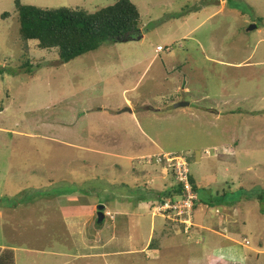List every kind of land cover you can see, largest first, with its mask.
Here are the masks:
<instances>
[{"label":"rangeland","instance_id":"rangeland-1","mask_svg":"<svg viewBox=\"0 0 264 264\" xmlns=\"http://www.w3.org/2000/svg\"><path fill=\"white\" fill-rule=\"evenodd\" d=\"M14 1L0 0V247L12 263L264 264V0H129L138 35L67 64L21 43ZM18 1L93 13L117 0ZM175 154L198 193L168 219L152 208ZM221 195L232 210L208 204ZM77 217L80 232L65 222ZM80 237H109L89 249L104 257L84 259Z\"/></svg>","mask_w":264,"mask_h":264},{"label":"trees","instance_id":"trees-1","mask_svg":"<svg viewBox=\"0 0 264 264\" xmlns=\"http://www.w3.org/2000/svg\"><path fill=\"white\" fill-rule=\"evenodd\" d=\"M14 8L21 43L25 45L27 42H35L39 50L54 51L60 64H67L94 52L105 43L126 42L138 35L139 13L129 0H117L113 5L93 13L70 8L42 9L21 5L18 0L14 1ZM7 17V13L1 15L2 20ZM169 176L171 186L155 194L158 203L166 199L175 202L181 196L182 187L175 181L172 171ZM188 181L197 195L198 188L190 173ZM256 199L264 203L263 195H258ZM208 204H224L229 209L232 206L225 195L211 199ZM0 250V264H13L12 250L8 247Z\"/></svg>","mask_w":264,"mask_h":264},{"label":"built area","instance_id":"built-area-1","mask_svg":"<svg viewBox=\"0 0 264 264\" xmlns=\"http://www.w3.org/2000/svg\"><path fill=\"white\" fill-rule=\"evenodd\" d=\"M161 47H158V51H161ZM175 158L169 159L170 161L167 163L168 170L172 171L175 177V181L181 185L182 193L181 196L175 202H172L170 199H167L154 208L156 212L160 211L164 215H168V219L172 217H181V212L192 211L193 204L197 199L196 193L192 191L191 185L188 181V162L184 159V163L178 162L176 160L180 156H173ZM110 216V215H108ZM247 243V242H246Z\"/></svg>","mask_w":264,"mask_h":264},{"label":"crops","instance_id":"crops-1","mask_svg":"<svg viewBox=\"0 0 264 264\" xmlns=\"http://www.w3.org/2000/svg\"><path fill=\"white\" fill-rule=\"evenodd\" d=\"M80 218H82V217H77V218H75L73 220L68 219V220H65V222L67 223L68 226L71 227V229H73L74 231L80 232V231H83V229H85V227H84L82 230H80V228L83 226V221ZM77 222L79 223V225H76L75 226L74 223H77ZM108 238L109 237H106L105 238V241L106 242H101V240H99V241H97V240L88 241L86 239H83V237H80L79 244L83 247V251L87 250V252L86 253H82L81 256L82 257H85L84 259H88V258H91L93 256V254H94L97 257L99 256L98 258H100V257L103 258L104 257V254H100V253H93V254H91V252L89 251V249L101 248L103 246L104 247L108 246V245H106V243L109 242ZM85 245H87V246H85ZM0 249H3V248L0 247Z\"/></svg>","mask_w":264,"mask_h":264},{"label":"water","instance_id":"water-1","mask_svg":"<svg viewBox=\"0 0 264 264\" xmlns=\"http://www.w3.org/2000/svg\"><path fill=\"white\" fill-rule=\"evenodd\" d=\"M255 28H256L255 25H250L247 30L250 31L251 29H255ZM186 105H188V103L180 102V103L175 104L174 108L184 107ZM103 210H104V206H102V205L98 206V208H97V216H96L97 217V219H96V223L97 224L102 223V221H103V219L105 217V213L103 212Z\"/></svg>","mask_w":264,"mask_h":264},{"label":"clouds","instance_id":"clouds-1","mask_svg":"<svg viewBox=\"0 0 264 264\" xmlns=\"http://www.w3.org/2000/svg\"><path fill=\"white\" fill-rule=\"evenodd\" d=\"M160 47V46H159ZM161 49H163L162 47H161ZM157 52H160V51H157ZM189 165V164H188ZM167 200V199H166ZM165 201V200H164ZM158 204H160V203H158ZM105 215L107 216V213H105ZM105 218V217H104Z\"/></svg>","mask_w":264,"mask_h":264}]
</instances>
